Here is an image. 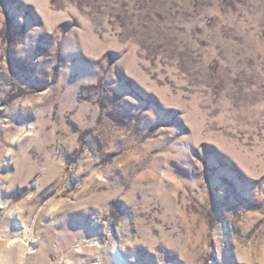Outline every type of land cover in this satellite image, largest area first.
Returning <instances> with one entry per match:
<instances>
[{
	"label": "rangeland",
	"instance_id": "1",
	"mask_svg": "<svg viewBox=\"0 0 264 264\" xmlns=\"http://www.w3.org/2000/svg\"><path fill=\"white\" fill-rule=\"evenodd\" d=\"M0 264H264V0H0Z\"/></svg>",
	"mask_w": 264,
	"mask_h": 264
}]
</instances>
